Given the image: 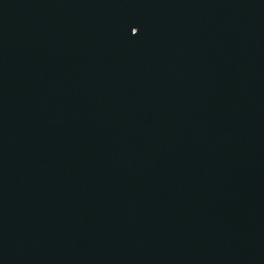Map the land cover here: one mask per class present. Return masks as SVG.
<instances>
[{
	"label": "water",
	"instance_id": "95a60500",
	"mask_svg": "<svg viewBox=\"0 0 264 264\" xmlns=\"http://www.w3.org/2000/svg\"><path fill=\"white\" fill-rule=\"evenodd\" d=\"M0 264H264V0H0Z\"/></svg>",
	"mask_w": 264,
	"mask_h": 264
}]
</instances>
